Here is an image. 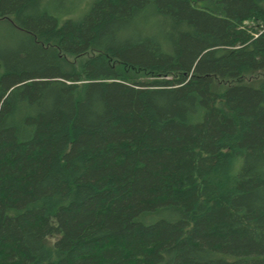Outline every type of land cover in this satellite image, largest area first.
Segmentation results:
<instances>
[{
    "label": "trees",
    "instance_id": "trees-1",
    "mask_svg": "<svg viewBox=\"0 0 264 264\" xmlns=\"http://www.w3.org/2000/svg\"><path fill=\"white\" fill-rule=\"evenodd\" d=\"M0 0V264H264V0Z\"/></svg>",
    "mask_w": 264,
    "mask_h": 264
},
{
    "label": "rangeland",
    "instance_id": "rangeland-1",
    "mask_svg": "<svg viewBox=\"0 0 264 264\" xmlns=\"http://www.w3.org/2000/svg\"><path fill=\"white\" fill-rule=\"evenodd\" d=\"M95 0H44L43 4H46L49 9H54V13L60 14V19H83L92 8ZM9 31L6 28L0 30V46H13L19 44V39H11Z\"/></svg>",
    "mask_w": 264,
    "mask_h": 264
}]
</instances>
